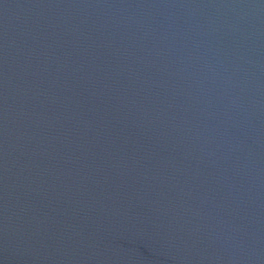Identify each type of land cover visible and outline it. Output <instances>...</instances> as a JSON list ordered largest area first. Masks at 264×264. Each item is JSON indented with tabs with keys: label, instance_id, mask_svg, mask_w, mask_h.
Wrapping results in <instances>:
<instances>
[{
	"label": "water",
	"instance_id": "obj_1",
	"mask_svg": "<svg viewBox=\"0 0 264 264\" xmlns=\"http://www.w3.org/2000/svg\"><path fill=\"white\" fill-rule=\"evenodd\" d=\"M0 264H264V0H0Z\"/></svg>",
	"mask_w": 264,
	"mask_h": 264
}]
</instances>
